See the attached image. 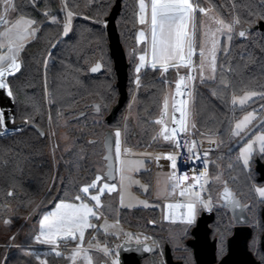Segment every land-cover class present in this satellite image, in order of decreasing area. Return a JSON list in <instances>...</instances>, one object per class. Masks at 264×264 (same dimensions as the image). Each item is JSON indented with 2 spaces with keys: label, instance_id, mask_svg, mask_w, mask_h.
Listing matches in <instances>:
<instances>
[{
  "label": "trees",
  "instance_id": "trees-1",
  "mask_svg": "<svg viewBox=\"0 0 264 264\" xmlns=\"http://www.w3.org/2000/svg\"><path fill=\"white\" fill-rule=\"evenodd\" d=\"M18 3L20 13L24 17L37 21L39 31L36 38L26 44L19 54L20 71L8 78L16 103L14 118L26 121L27 125L35 123L46 136L41 138L27 125L10 133L3 132L0 127V223L10 221L0 229V264H33L31 256H26L24 251L33 245L31 242L36 235L34 223L56 203L73 196L78 186L94 179V167L100 163L103 154L100 135L104 133L103 130L112 129L118 123L125 108L124 106L119 111L112 124L105 123L104 117L118 98L104 24V18L114 0H94L92 3H89V0H67L68 8L79 13L72 18L71 31L67 36L62 34L65 22V12L61 10L62 0H38L35 5L29 3V0H18ZM210 4H213V0H205L201 6L209 7ZM232 4L237 14L247 12L256 16L264 12L254 1L248 5L247 0H232ZM45 11L56 16L60 22L51 23L50 17L43 14ZM137 12V0H122L121 10L116 18L117 31L128 63L127 92L137 64V53L142 50L135 42L139 28ZM85 16L88 19H84ZM98 61L103 65V72L95 76L89 75V68ZM217 65L224 83L219 81L221 84L214 90L217 95H213L205 89V84L194 82L193 115L200 131L207 135L208 132L222 133L225 142L234 118L241 113L231 105V97L244 92L264 93V32L248 33L242 41H239L235 34L229 55H220ZM140 78L141 85L135 109L136 123L129 119L128 126L132 128L131 145L143 148L159 128L153 121L162 107V96L167 84L164 81L166 79L167 85L171 87L175 72L161 76L159 71L147 68L140 73ZM94 102L99 104V115L90 112L89 105ZM254 105L255 103L245 110L252 109ZM84 111L86 115L81 119L68 121ZM94 117L101 118L102 123L92 130L86 128L75 133L69 150L62 154L50 152L49 134H58L63 126L62 120L70 125ZM88 133L91 135L89 139L86 138ZM124 144L129 145L127 141ZM226 145L224 143V150L228 147ZM164 146H167L166 142L159 148ZM223 151L214 149L210 152L209 159L214 152L224 158L233 155H224ZM236 162L240 173H244L240 162ZM210 168L209 164V173ZM226 173L230 172L226 170ZM247 173L248 176L243 175L238 179H223L243 202H251L250 216L253 218L254 213L260 211L258 205L261 201L254 191L256 175L253 169ZM230 175L235 177L232 173ZM209 187L210 183L207 184V189ZM9 191L14 193L13 196H8ZM101 201L103 207L100 211L103 216H114L115 219L119 216L122 221L128 220L129 211L118 207L117 191L105 194ZM155 211L156 209L152 208L134 209L130 215L153 216ZM213 212L216 217L223 214L221 210ZM258 220L261 234L264 228L260 216ZM23 223L25 226L21 228ZM215 224L216 219L212 226ZM218 233L224 241L230 229H221ZM253 239L252 234L250 241L253 242ZM7 246L11 251L4 259ZM256 258L264 264V253L261 252V258Z\"/></svg>",
  "mask_w": 264,
  "mask_h": 264
},
{
  "label": "snow or ice",
  "instance_id": "snow-or-ice-1",
  "mask_svg": "<svg viewBox=\"0 0 264 264\" xmlns=\"http://www.w3.org/2000/svg\"><path fill=\"white\" fill-rule=\"evenodd\" d=\"M37 2L38 0H29V3L33 5ZM92 2L94 0H89V3ZM204 2L205 0H138V21L145 27L139 31L137 43H144L146 47L141 50L142 54L139 55V63L135 69L137 87L140 86L139 74L142 69L150 68L153 71H159L161 76H165L171 69L176 74L175 89L165 94L162 99L160 115L153 121L154 125L160 127L152 139L153 141L162 140L175 149H186L190 161L195 163L199 160L203 164V171L199 174L189 176L185 172L177 175L178 154L170 152L155 157L147 153L142 154L149 159H155L157 162L161 159L170 162L172 171L166 174L164 194L167 197L178 196L181 199L175 203L166 204V207L171 210H181L179 213L181 222L186 224L194 223L198 209L211 211L213 206L212 197L208 196L205 199L204 196V193L207 192L206 186L209 183L208 161L206 159L208 152L199 153L196 149L200 142L190 139L196 131V124L192 120L191 110L194 82L198 80L201 84H205L216 80L218 70L217 54L223 52L227 55L228 53V47L221 45V37H224L226 42L230 44L234 34L241 38L247 35V29L237 32V27L242 23L239 17H233L229 20L220 18L211 14L213 12L212 7L201 6ZM62 3L63 8L61 10L65 12L62 34L67 36L71 31L72 18L79 15V13H75L68 8L67 0H62ZM259 3L264 7V0H259ZM43 14L45 17H50L51 23L60 22L50 12L45 11ZM252 15L254 14L250 13V16ZM84 19H88V17L85 16ZM259 19L264 20V13L260 15ZM246 23L251 27L253 20L250 19ZM38 31L37 21L25 18L20 13L18 0H0V89H8L7 95L9 97H12L13 93L6 78L20 71L19 53L23 51L27 43L36 38ZM221 67L223 66L221 65ZM100 68L101 65L96 63L90 71L95 73ZM182 69L186 70L183 74L181 73ZM164 82L168 83L166 79ZM221 83L224 82L221 81ZM212 94L217 95L215 91ZM255 95H257L255 92L245 94L241 98L233 95L232 103L233 105L244 106ZM259 95L261 99H264V93ZM96 110L100 111L99 106ZM261 110H264V105H261ZM177 112L179 118L176 116ZM4 115V112L0 110V127H6ZM253 119H255V116L249 113L242 120L236 122L234 129L231 130L233 136L240 137L242 140L248 137L245 146L240 149V157L243 158L245 166L249 163L248 156L252 152L255 142H259V151L264 153V134L255 135L253 130L245 131ZM12 122V120H9V123ZM40 135L43 136L45 133L40 132ZM113 135L115 137V158L119 161L120 203L121 206H124L125 181L129 185L132 183L139 184V181L132 179L131 173L139 171L145 161L126 159L132 153L127 148L122 151L121 131L117 129ZM181 135L184 137L183 140L180 139ZM253 135L255 136L254 140L252 139ZM208 139L210 143H216L210 135ZM108 147L109 152L104 160L109 162V172H102L88 183L78 186L73 196L66 201L57 203L54 211L44 214L39 223L38 234L34 237L38 243L52 245V251L56 256L64 255L62 251L58 250L61 244L67 247L68 242H75L76 246L65 257L70 261V264H77L78 261L80 264H93L92 256L89 254L93 245L89 242L88 246L84 247L85 233L89 229L99 231L97 224L93 221L100 220L103 215L100 211L103 207L101 197L106 193L111 194L117 191V185L108 182L110 179H114L111 174V146ZM215 179L218 180L219 176ZM189 180L192 182L188 183ZM140 186L145 192L148 191L147 185ZM255 191L261 198H264V188H256ZM13 194L12 191L8 192V196H13ZM218 199L224 202V206L242 207L235 198V194L228 189L227 182H225L224 191ZM140 203L144 207L150 206L145 201ZM175 214V211H173L172 216H175ZM168 218L166 217V219ZM4 223L7 224L10 221L6 220ZM118 223L117 220L115 224L110 225L105 219L100 228L108 233L109 229L115 227ZM125 235L130 239L132 238L131 233ZM145 239H148V237H145ZM136 243H142L139 237L136 238ZM220 243L223 245L222 236ZM96 250L102 251L106 256L113 255L111 249L106 245L101 247L98 242ZM143 250L145 252L153 251L148 246H145ZM41 264H47V262L41 261ZM112 264H118V260H113Z\"/></svg>",
  "mask_w": 264,
  "mask_h": 264
},
{
  "label": "rangeland",
  "instance_id": "rangeland-1",
  "mask_svg": "<svg viewBox=\"0 0 264 264\" xmlns=\"http://www.w3.org/2000/svg\"><path fill=\"white\" fill-rule=\"evenodd\" d=\"M137 8H138V0H137ZM130 12H132V11H130ZM211 14L215 15L214 12H212ZM198 23H199V20H198ZM137 24H138V26L140 25L139 21H138V12H137ZM220 39H221V45L228 47V53H227V56H228L230 53V49H231V43L228 44L224 37H221ZM233 39H235V34H234ZM135 42H136V35H135ZM231 42H233V40ZM142 44L144 45V43H142ZM141 46H138L139 49L141 48ZM139 54L140 53L138 52L137 53L138 58H139ZM220 55H225V54L223 52H220L217 54V64H218V61L220 59ZM19 60L20 59H18V61ZM135 69H136V64L134 67L133 75L131 76V79H130V86L128 89V95H129L128 101L125 105L123 112L121 113V115L119 117L118 123L115 126H113L111 129L113 131V133L115 132V130L119 129L121 131V143L122 142L126 143V141H127V143L129 145H131V143H133V139H131V137H130L131 132H132V128L128 126V121H129V119H133V123L134 124L136 123L135 109H136V102H137V93H138V89H139L136 85V82H135L136 76H137ZM219 81H223V80H221V74L219 73V68H218L217 74H216V80L215 81H209V82L205 83V89H207L208 91H211L213 93V91L215 89H217L218 85L221 84ZM197 83L201 85V83L198 80H197ZM167 84L165 86L166 88L164 91V95L162 96V99L165 96V94L171 92V90H172V87L168 86ZM140 85H141V80H140ZM248 93H252V92H244L242 94H238L235 96L237 98H241L245 94H248ZM232 98H233V96L231 97V105H233ZM254 103H255V105L253 106L252 109L245 110L246 108H248L250 105H253ZM261 105H264V99H261V96L259 95V93H257V95H255V96H252L251 99L244 106H241L239 104L233 105L234 108L236 110L237 109L240 110L241 113L238 114L236 116V118H234V120L232 122L231 130L234 129L236 122L242 120L244 118V116L248 115L249 113H252L255 116V119H253L252 123L248 125L247 129H245V131H247L249 129V127H251L259 119V117L262 114H264V110H261ZM191 110H192V120L194 121L193 101H191ZM160 112H161V109H160ZM170 112H171V108H170ZM159 115H160V113H159ZM159 115L157 116V118L159 117ZM101 123H102V120L99 117H94L92 119H87L85 121H81V122H78L75 124H70V125H68L65 120H62L61 124L63 126L60 128L58 134L56 136L53 134V132H50V134H49L50 135V152L52 154L55 151L60 152L61 154L66 152L67 150H69L72 147L73 135H75V133H78L80 131H84L86 128L92 130V129L96 128V126H99ZM101 129H103V128H101ZM231 130L228 133V137H227L225 142L223 140V134L222 133L208 132V136L210 135L216 141V146H217L216 150L219 149V150L223 151L224 150V148H223L224 143H226L227 144L226 146L229 147L234 141H236L239 138V137L233 136L231 134ZM258 134H264V126H262L260 129H258L255 132V135H258ZM89 135L90 134L88 133V135H87L88 137L86 136V138L89 139V137L91 136V135L90 136ZM102 136H103V132L99 138V139H101V141H102ZM254 138H255V136L253 135L252 139L254 140ZM163 142L164 141H162V140L153 141V139H151L148 142V144L143 148H138V147H136V145H133V146L132 145L127 146L126 144H124V145L128 148H134L135 150L141 149V150H146L148 152H151L154 150H158L159 146L162 145ZM243 146H245V142L229 158H224L221 154H216V152L211 154L210 159H209V164L211 165V168H210L211 173L209 175L210 187H209V189H207L208 193H206L205 197L206 198L208 196L212 197V205L213 206H214V202L217 201V199H218V192L221 189L223 178L227 177L228 179L229 178L238 179V178L243 177V175L248 176L247 171L249 172L253 167V162H251L252 158L257 156L258 154H261L259 151V142L257 141L254 143L253 150L250 153V155L248 156L249 163L247 166H245L243 164V158L240 157V149ZM114 152H115V144H114ZM142 154L143 153L134 152L131 156L126 157V159L131 160V161L144 160L145 163L139 171H135V172L131 173L132 179L134 181H139V184L132 183L131 185H129L128 182L125 181V187H124V191H123L124 206H121V203H120L121 185H120L119 161L116 160L117 180L115 181L114 184L117 185L119 208L129 211V214L127 215V217H128L127 221L132 220V217H131L132 214L130 215V213L134 209H151V208L153 209V208H155L156 211L153 214V216L154 217L157 216V217L161 218L164 216V205H163V203L166 201H169V202L173 201V199H174V197H167L164 194L165 177H166V174H168V172L166 170H163V169H155L153 164L150 162L149 158L145 155H142ZM147 154H149V153H147ZM236 161L240 162L242 168L246 172L244 171V173L243 172H241L242 174L240 173V169H239L238 164H236L237 163ZM94 169H95L94 170V178H95V176L100 175L102 172L104 173L103 161L101 159H100V163L95 165ZM226 170H227V172H230L233 175H235V177L230 175V173H226ZM217 176H219L218 180L215 179V177H217ZM140 185H147L148 191L145 192L144 189ZM256 188H264V184H256L255 189ZM158 193H159V195H158ZM256 194H257L258 198L264 200V198H261L257 192H256ZM141 201L147 202L150 206L144 207L143 204L140 203ZM55 205L51 210L40 215V217L34 223L36 235L38 234V231H39V223H40V220L42 219V216L48 212L54 211ZM213 206H212V209H213ZM261 206H264V201L259 203L258 207H261ZM212 209H211V211H212ZM201 211H203V209L197 210L196 217H198V215L201 213ZM259 215H260V211L257 210V212L254 213V217L252 218V220L254 222V226H253L254 227V229H253L254 239H253V242L250 241V243H249L250 247L249 248H251L250 250L253 252L254 255H256V257L261 258V251H260V247H259V238H260L261 234H260L259 227H258ZM136 216H141V214H138ZM105 219L108 221V223L110 225L115 224L114 223V219H115L114 216L103 217V215H102L100 220H98V221L94 220L93 221L94 223L97 224L99 231L97 229H89L88 231H90V233H88V231L85 233L84 247H87L89 242H91L93 245L92 249L89 252V254L92 256L93 264H97V256L95 253H103L102 251L96 250L97 242L99 243V245L101 247L106 245L109 249H112V248H115L120 241L123 242V241L136 240V238L139 236V234L137 232L135 233V231H133L132 228L125 223L118 224L115 227L109 229L108 233H105L103 231V229L100 228V226L103 225ZM127 221H124V222H127ZM154 221H155V219H154ZM25 223H23L21 225V228H23L25 226ZM7 224L6 223L5 224L0 223V229ZM261 231H262V228H261ZM111 233H115V234H111ZM126 233H131L132 238L130 239L127 235H125ZM93 237H95V239H93ZM31 243L33 245H31L30 249L25 250L24 254L26 256H31V260H32L33 264H41V261H46L47 264H70V261L68 259H66L65 257H67L71 253L72 249L76 246L75 242H68L67 247H65L63 244H61V246L58 250L62 251L64 255L63 256H56L55 253L52 251V247H53L52 245L47 246L48 244L38 243V242H36L34 237H33ZM8 247L9 246H7V248L4 251V257H3L4 259H5V257H7L10 254L11 250H9ZM29 253H31V254H29ZM113 260H116V259L113 258ZM77 264H80V262L78 261Z\"/></svg>",
  "mask_w": 264,
  "mask_h": 264
},
{
  "label": "water",
  "instance_id": "water-1",
  "mask_svg": "<svg viewBox=\"0 0 264 264\" xmlns=\"http://www.w3.org/2000/svg\"><path fill=\"white\" fill-rule=\"evenodd\" d=\"M121 4H122V0H114V3L108 15L104 18L105 31L108 42V51H109L110 59L112 60L113 70L116 77L115 86L118 91V98L116 100V103L111 107L108 114L104 117V121L107 125H110L115 121L119 111L123 109V107L128 101V92H127L128 63L126 59V53L120 42L119 34L116 27V18L120 13ZM244 29H247V34L254 30L264 31V22L256 23L251 27L247 26ZM244 39L245 37L241 38L238 36L239 41H242ZM18 63L20 62L18 61ZM96 63H99L101 65V68L99 71L93 73L90 71V69L91 67L95 66ZM96 63L89 68V75L91 76H95L103 72V65L99 61ZM10 77L11 76H8V78ZM11 99L13 103L12 109L10 113L6 115V117L4 118V124L6 125V127H1L3 129V132L6 133L17 131L20 128H23L27 125L26 121L15 120L14 105L16 103H14V96H12ZM97 106H99V104L96 102L91 103L89 105V108L91 109V112L94 115L100 114V111L96 110ZM85 115H86L85 111L78 113L77 115L68 119V121L71 122L81 119ZM9 120H12L13 122L9 123ZM27 126L30 129L34 130V132L38 133L41 138H44L46 136V134L43 136L40 135V132H44V131L41 128H39L37 125H35V123L34 124L29 123ZM262 126H264V115H262V117L256 123H254L246 132H248L249 130H253L255 133ZM247 139L248 137H245L244 140H242L239 137L236 141H234L229 147H227L223 151L224 155L233 154ZM114 141H115V137L113 135L112 130L111 129L104 130L102 136L103 155L101 159L103 161L104 173H108L109 162L105 161L104 157L108 155L109 152L108 146H111L112 160L110 163L112 164L111 174L112 177H114V179H110L108 181L110 184L115 183L117 179ZM255 164H256L255 171L258 174L256 181L257 183H264V162H261V160L257 158L255 160ZM224 184L225 181L223 182V188L219 192V196L224 191ZM227 187L232 193H234L228 185ZM235 198L240 202L239 198L236 197V195ZM240 204L242 205V207L240 208H234L232 206H224V202L218 199V205L229 212L234 223L233 232L228 237L226 242V247H227L226 254L218 262H216V256H215V241L210 242L209 240V232H210L209 224L214 219V213L211 212L210 214H207L204 211H201V213L198 215V217L196 218L195 226L191 231L192 239L187 242V246L192 249L193 257L196 264H260V262H258L254 258L252 252L248 248V240L250 239L251 236V229L248 226L249 218L246 214V208L248 207V204L243 205L241 202ZM260 217H261L262 225H264V208H262L261 210ZM145 246L151 247L154 250V246L148 243L137 244L131 242H122L117 248L118 264H138L139 259L150 256V254H152L153 252V251L145 252L143 250ZM259 246L261 252L264 253V233H262V235L260 236ZM166 257L168 260V264H173L171 262L170 252L168 248H166ZM150 258L152 257L150 256Z\"/></svg>",
  "mask_w": 264,
  "mask_h": 264
},
{
  "label": "flooded vegetation",
  "instance_id": "flooded-vegetation-1",
  "mask_svg": "<svg viewBox=\"0 0 264 264\" xmlns=\"http://www.w3.org/2000/svg\"><path fill=\"white\" fill-rule=\"evenodd\" d=\"M253 1H254V4L257 5V7L264 10V7H262L260 5L259 0H247L248 5L253 4ZM209 7H212L214 14L219 16L220 18L224 19V16H225L226 17L225 20H229L233 17H238V16L241 17L242 23H241V25H239L237 27V32L239 30H242L245 27H247L248 24L246 22L250 19L253 20L252 26L256 23L264 22V20L259 19L260 15L264 12H262L261 14L256 15V16H250V13H247V12H245L243 14H237V12L235 11L234 6L232 4V0H213V4L212 5L210 4ZM221 13H223V14H221ZM243 17H245V18H243ZM254 31H260V30H254ZM254 31H252V32H254ZM261 32H264V31H261ZM237 38H238V35H237ZM90 112H91V109H90ZM262 115H264V114H262ZM262 115L259 117V119L262 117ZM257 158L260 159L261 162H264V153L258 154L257 156L253 157L252 161H251V162H253L252 169L256 175L255 176L256 184H264V183H257V181H256L258 174L255 171V165H256L255 160ZM115 160H116V158H115ZM224 181L227 182L225 179L222 180L221 189L223 188V182ZM221 189H220V191H221ZM232 191L235 193V191L233 189H232ZM254 191H255V186H254ZM219 192H218V197H219ZM255 194H256V191H255ZM235 195H236V193H235ZM256 196H257V194H256ZM236 197H238V196L236 195ZM257 198H258V196H257ZM239 200L243 205L248 204V207L246 208V214L249 218V225L248 226L251 229V236H252L253 227H252V217L250 216L251 202L250 201L243 202L240 198H239ZM258 200L261 202L264 201L260 198H258ZM262 208H264V206L260 207V213H261ZM153 209H155V208H153ZM218 210L223 211V214H222V216L216 217L215 212H213V211H218ZM211 212L214 213L213 221L216 219V224L214 226H212L213 221L209 224V229H210L209 240H210V242L215 241V256H216V262H218L226 254V251H227L226 242H227L228 237L233 232L234 223H233V219L230 216L229 212L226 209H224L218 205V199H217V201L214 202V206H213V209ZM196 218H195L194 223L186 224V223L181 222L180 217H176L172 221H167L164 216L160 218L157 216L154 217V216L141 215V216L132 217L131 221H127V222L123 221L122 222V220L118 216L117 219L114 220V223L118 220L119 221L118 224L125 223V224L129 225L132 228V230L135 231V233L137 232L139 234L138 237L142 241V243H148V244L154 246V250H153L152 254H150V256L152 258H150V256H147L145 258H141L138 260V264H168V260L166 257V248H168V250L170 252L171 262L173 264H196L194 257H193L192 249L187 246V242L192 239L191 231H192L193 227L195 226ZM154 219H155V221H154ZM260 220H261V217H260ZM173 221H175V222H173ZM261 223H262V221H261ZM227 228L230 229V233L224 239L223 245H221V243H220L221 236L218 233V230H221V229L228 230ZM262 228H264V225H262ZM262 233H264V231H262ZM262 233H261V235H262ZM251 236H250V239H251ZM145 237H148V239H145ZM250 239L248 240V248H249ZM259 241H260V238H259ZM123 242L136 243V240L123 241ZM121 243L122 242L120 241L115 248L111 249L113 252V255H111V256H106L104 253H95L97 256V264H112L113 258H115L117 260V248ZM253 256H254V254H253ZM254 258L258 262H260V264H261V261L259 259H257L255 256H254Z\"/></svg>",
  "mask_w": 264,
  "mask_h": 264
},
{
  "label": "built area",
  "instance_id": "built-area-1",
  "mask_svg": "<svg viewBox=\"0 0 264 264\" xmlns=\"http://www.w3.org/2000/svg\"><path fill=\"white\" fill-rule=\"evenodd\" d=\"M172 70L170 69L169 72L165 75L167 76ZM182 74L184 72H181ZM161 75V74H160ZM175 80H176V74H175V79L174 81L172 82V91H174L175 89ZM176 116L177 118H179V113L177 112L176 113ZM202 134V135H201ZM183 135H181L180 139L183 140ZM190 139H195L197 140L198 142V146H197V151L199 153H204L205 151L208 152V155H207V161H208V172H209V155H210V152L213 151L215 148H216V143L215 144H212L209 142V139H208V135L203 133L202 131L199 130V128L196 126V131L195 133L190 137ZM214 139V138H212ZM121 148H122V151L124 148H127V149H130L131 150V153L133 154L134 152L136 153H149L151 154L152 157H155L156 155H161V154H167V153H174V154H178L177 156V169H176V174L177 175H181L185 172L188 173L189 176H192L194 174H199V172L203 171V164L201 163V161H196L195 163H193L192 161H190L188 159V156H187V151L186 149H175L173 146L167 144V146H164L162 148H159L158 150H154V151H151V152H148L146 150H141V149H134V148H128L124 145V143L122 142L121 143ZM131 156V155H129ZM150 162L153 164L154 168L155 169H163V170H166L168 173H170L172 171V169L170 168V162L167 161V160H164V159H161L159 162H157L155 159H149ZM210 175V173H209ZM192 181L189 180L188 183H191ZM207 187V186H206ZM207 192L204 193V196L206 195ZM181 198L176 196L174 197L173 201H166L163 203L164 205V217L166 219V217H169L168 219H166L167 221H172L174 220L176 217H180L179 215V210H171V209H168L166 207V204L168 203H175L177 202L178 200H180ZM205 199H207L205 197ZM173 211H175V216H172V213ZM203 211L207 214H210L211 211H208V210H205L203 209ZM104 217V216H103ZM116 223V222H115Z\"/></svg>",
  "mask_w": 264,
  "mask_h": 264
},
{
  "label": "bare ground",
  "instance_id": "bare-ground-1",
  "mask_svg": "<svg viewBox=\"0 0 264 264\" xmlns=\"http://www.w3.org/2000/svg\"><path fill=\"white\" fill-rule=\"evenodd\" d=\"M12 104L13 103L11 97L7 95V89H0V110L4 112V118L10 113L12 109ZM180 211L181 210H179V212Z\"/></svg>",
  "mask_w": 264,
  "mask_h": 264
},
{
  "label": "crops",
  "instance_id": "crops-1",
  "mask_svg": "<svg viewBox=\"0 0 264 264\" xmlns=\"http://www.w3.org/2000/svg\"><path fill=\"white\" fill-rule=\"evenodd\" d=\"M25 18H27V17H25ZM139 24H140V23H139ZM144 27H145V26H143V25L140 24V25H139V28H138V30H137V33H136V44H137V46H141V45H142V46H141L142 49H144V48L146 47V45H145V44L143 45L142 43H137V37H138V35H139V31L142 30V29H144ZM27 44H28V43H27ZM139 53H140L139 55H141V54H142V51H140ZM19 54H20V53H19ZM138 63H139V58L137 57V64H136V67H137ZM145 69H147V68H145ZM145 69H142L141 72H143ZM118 207H119V201H118ZM47 246H50V245H47Z\"/></svg>",
  "mask_w": 264,
  "mask_h": 264
}]
</instances>
